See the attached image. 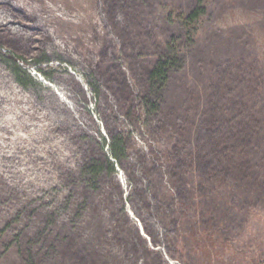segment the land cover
Returning <instances> with one entry per match:
<instances>
[{
  "label": "rangeland",
  "instance_id": "374dc122",
  "mask_svg": "<svg viewBox=\"0 0 264 264\" xmlns=\"http://www.w3.org/2000/svg\"><path fill=\"white\" fill-rule=\"evenodd\" d=\"M0 264H264V0H0Z\"/></svg>",
  "mask_w": 264,
  "mask_h": 264
},
{
  "label": "trees",
  "instance_id": "16d2710c",
  "mask_svg": "<svg viewBox=\"0 0 264 264\" xmlns=\"http://www.w3.org/2000/svg\"><path fill=\"white\" fill-rule=\"evenodd\" d=\"M199 5L194 8L191 12L187 14L180 13L177 15L179 22L181 21L182 25L184 26L186 30V36H188V39H192V37H195L196 33L198 32L197 22L202 17V14L204 13V5L201 3H198ZM180 59V54L176 52H168L165 54H162L152 65L151 71H150V80H151V86L154 88L162 89L168 82L170 72L172 69L175 68L177 62ZM95 92H98V89L94 88ZM113 140L111 143H109V146L111 147V152L113 157L115 158V162L122 160L124 156H126L127 148L125 144V136L122 134L114 135ZM171 155V154H170ZM169 156V154H168ZM108 165L110 169H113L114 164L112 161L107 160ZM151 165L154 169L156 166L154 164H148ZM154 165V166H153ZM151 168V167H150ZM91 170V169H90ZM95 170V168H93ZM140 190H144L142 186H138ZM174 188V187H173ZM172 191V196H176L175 188ZM146 195L148 194V189L146 188L144 190ZM148 196V195H147ZM149 224L147 221L144 223L145 230L147 232H151L148 230ZM137 228V227H136ZM197 233L192 232V236L194 238H197Z\"/></svg>",
  "mask_w": 264,
  "mask_h": 264
},
{
  "label": "water",
  "instance_id": "95a60500",
  "mask_svg": "<svg viewBox=\"0 0 264 264\" xmlns=\"http://www.w3.org/2000/svg\"><path fill=\"white\" fill-rule=\"evenodd\" d=\"M140 226H141L142 232L144 233V228L142 227V224H140Z\"/></svg>",
  "mask_w": 264,
  "mask_h": 264
}]
</instances>
